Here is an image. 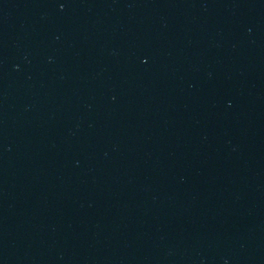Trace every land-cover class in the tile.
Wrapping results in <instances>:
<instances>
[{
  "label": "water",
  "instance_id": "95a60500",
  "mask_svg": "<svg viewBox=\"0 0 264 264\" xmlns=\"http://www.w3.org/2000/svg\"><path fill=\"white\" fill-rule=\"evenodd\" d=\"M0 264H264V0H0Z\"/></svg>",
  "mask_w": 264,
  "mask_h": 264
}]
</instances>
